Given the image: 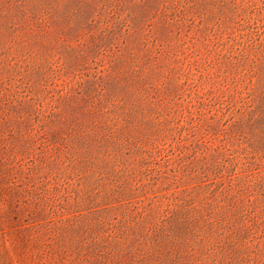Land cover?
Listing matches in <instances>:
<instances>
[{"label": "rangeland", "instance_id": "obj_1", "mask_svg": "<svg viewBox=\"0 0 264 264\" xmlns=\"http://www.w3.org/2000/svg\"><path fill=\"white\" fill-rule=\"evenodd\" d=\"M263 97L264 0H0V264H264Z\"/></svg>", "mask_w": 264, "mask_h": 264}, {"label": "trees", "instance_id": "obj_2", "mask_svg": "<svg viewBox=\"0 0 264 264\" xmlns=\"http://www.w3.org/2000/svg\"><path fill=\"white\" fill-rule=\"evenodd\" d=\"M261 101V110L260 115H258V120H261L264 122V97L260 100ZM195 208V207H194ZM193 208V211L195 209ZM192 210L185 209L184 212L181 213L180 216L177 217H185L182 218V221L185 222L183 225H187L185 228L180 227L178 231L176 229L169 232V234H161L163 237L168 239V244L170 247L174 246L176 244V249H171L168 251L170 254V257L174 259L175 261L178 259L179 261H185L188 259L191 261V263L195 262L196 264H220L219 262V252L216 248V246H210V245H217L219 246L221 243L222 234H218L217 238L215 239V242L213 244H209L211 237L201 235V229H197L195 225H192L189 217H212V214L208 213L206 215H198V213L193 212ZM30 216V215H29ZM138 217H143V213H139ZM166 217V216H165ZM168 217H174V216H168ZM163 225L166 223L165 220L162 221ZM155 225L153 227H150L145 237L138 236L137 234H127L125 236V233L123 236H116V238H119L120 240H126L131 239L132 241L138 245V247L144 248L143 252L145 255L151 253L152 250H154L153 241L154 238H156L157 233ZM126 238V239H125ZM199 243V248L198 244ZM201 244H203L201 246Z\"/></svg>", "mask_w": 264, "mask_h": 264}]
</instances>
